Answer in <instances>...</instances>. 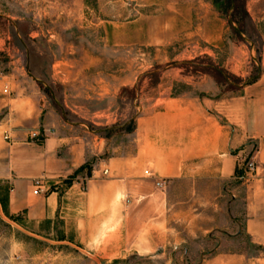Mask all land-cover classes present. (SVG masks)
Here are the masks:
<instances>
[{
	"label": "crops",
	"instance_id": "crops-1",
	"mask_svg": "<svg viewBox=\"0 0 264 264\" xmlns=\"http://www.w3.org/2000/svg\"><path fill=\"white\" fill-rule=\"evenodd\" d=\"M222 1L137 0L148 13L138 11L133 25L144 29L146 17L149 45H177L183 56L194 46L191 58L211 56L221 72L252 81L215 101L223 109L216 113L198 95L164 99L162 111L137 121L131 146L113 147L97 130L67 122L22 68L0 74V182L9 186V211L24 222L77 223L81 207L100 218L124 194L146 195L149 221L169 230L166 238L175 223L186 230L176 238L196 240L184 247L185 264H264V0H243L241 12L228 0V13ZM251 64L262 68L252 72ZM254 150L256 172L242 179L241 161Z\"/></svg>",
	"mask_w": 264,
	"mask_h": 264
},
{
	"label": "rangeland",
	"instance_id": "rangeland-1",
	"mask_svg": "<svg viewBox=\"0 0 264 264\" xmlns=\"http://www.w3.org/2000/svg\"><path fill=\"white\" fill-rule=\"evenodd\" d=\"M228 3H220L225 13ZM137 4L0 0V74L19 67L38 78L67 122L97 130L113 147L131 146L137 121L147 119L150 109L152 116L154 108L162 111L166 98L198 95L216 113L223 109L215 108V101L252 81L221 72L222 63L211 56L191 58L194 46L182 48L183 56L177 45H149L146 17L144 29L133 25L138 11L148 13ZM242 5L243 0H236L234 11L241 12ZM245 24L250 26L246 19ZM259 67L251 64L249 70ZM213 86L220 90H211ZM8 197L9 186L0 182V264H185L184 247L196 241L176 238L186 230L175 223L172 238H166L169 230L149 221L153 208L146 195L137 201L124 194L121 205L100 218L91 213L94 208L83 213L81 207L77 223L59 217L24 222L21 214L9 211Z\"/></svg>",
	"mask_w": 264,
	"mask_h": 264
},
{
	"label": "built area",
	"instance_id": "built-area-1",
	"mask_svg": "<svg viewBox=\"0 0 264 264\" xmlns=\"http://www.w3.org/2000/svg\"><path fill=\"white\" fill-rule=\"evenodd\" d=\"M51 131L53 132V130H51ZM30 137H31V139L37 140V141H40V139H41L39 132H33L30 135ZM255 152H256V150H254L252 154H249V156L247 158H243V160L241 161V169L244 172L242 179L244 177H246L248 174L256 172L257 163H256V159H255ZM108 173L109 172L107 169L103 170V175L106 176ZM42 185H43L42 181L40 179H36L34 182V186L36 187L34 190V193H36V194L39 193L41 191ZM157 185L162 186L163 183L158 182Z\"/></svg>",
	"mask_w": 264,
	"mask_h": 264
},
{
	"label": "trees",
	"instance_id": "trees-1",
	"mask_svg": "<svg viewBox=\"0 0 264 264\" xmlns=\"http://www.w3.org/2000/svg\"><path fill=\"white\" fill-rule=\"evenodd\" d=\"M85 167H89V166H88V165H85ZM71 181H72V179H70V178L66 180V182H67L68 184H71Z\"/></svg>",
	"mask_w": 264,
	"mask_h": 264
}]
</instances>
